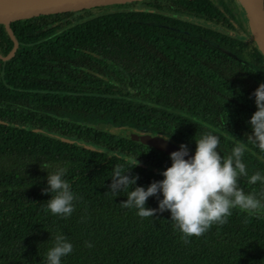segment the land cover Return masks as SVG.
Instances as JSON below:
<instances>
[{
	"label": "trees",
	"instance_id": "obj_1",
	"mask_svg": "<svg viewBox=\"0 0 264 264\" xmlns=\"http://www.w3.org/2000/svg\"><path fill=\"white\" fill-rule=\"evenodd\" d=\"M162 1L168 5L147 0L10 24L19 48L0 60V121L15 125L0 123V264H43L56 232L73 244L62 264H264V213L233 208L224 223L185 240L167 211L140 217L122 206L128 188L105 194L117 168L133 167L128 174L138 177L137 185L163 178L135 166V157L161 171L171 161L91 127L99 123L161 133L192 151L194 139L213 133L224 156L241 139L249 174H264V152L246 134L256 110L250 94L264 82V57L241 38L248 31L240 6ZM0 38L7 42L0 50L5 57L12 41L3 25ZM40 164L47 171L65 167L64 179L78 197L71 215H54L43 204L50 194L42 192L47 173ZM238 186L264 200V183L241 176ZM146 207L156 208L157 198L149 197Z\"/></svg>",
	"mask_w": 264,
	"mask_h": 264
},
{
	"label": "clouds",
	"instance_id": "obj_2",
	"mask_svg": "<svg viewBox=\"0 0 264 264\" xmlns=\"http://www.w3.org/2000/svg\"><path fill=\"white\" fill-rule=\"evenodd\" d=\"M250 95L254 97L256 110L247 121L251 129L246 133L247 140L264 152V82H260ZM194 142L191 155L184 143L178 150L170 152V166L159 173L163 178L153 180L147 186L137 185L138 177L128 174L133 167L123 173L117 168L105 194L115 197L128 188L126 199L120 202L122 206L135 209L140 217L152 218L157 212L167 211L170 222L185 240L203 234L213 223H224L233 208L238 207L251 215L264 213V200L238 186L241 176L246 177L249 184L264 183V174L260 171L249 174L242 159L247 150L246 142L235 139L227 156L217 150L220 140L216 134H201ZM260 158L264 159V156ZM133 163L138 164L136 157ZM41 168L47 173V187L42 192L50 194L43 204L54 215H71L73 202L78 197L64 179L65 167L56 166L47 171L45 164ZM149 197L157 198L156 208L146 207ZM51 240L43 264H62V257L73 250V244L62 232H56ZM85 246L92 247V244L85 241Z\"/></svg>",
	"mask_w": 264,
	"mask_h": 264
},
{
	"label": "water",
	"instance_id": "obj_3",
	"mask_svg": "<svg viewBox=\"0 0 264 264\" xmlns=\"http://www.w3.org/2000/svg\"><path fill=\"white\" fill-rule=\"evenodd\" d=\"M147 0H0V24L4 25L7 29L9 36L13 39L12 32L9 28L10 23L14 21L30 19L41 15H54L65 12H76L96 7L111 6L118 4H130ZM240 6L243 23L249 33V42L253 43L261 55L264 57V0H236ZM16 44L12 51L1 59L5 60L14 55ZM1 124L15 126L12 123H5L0 121ZM26 130L37 133H42L52 138L59 139L63 142L71 143L97 152L110 153L102 148L92 145H87L82 141L69 139L53 133H49L43 129L19 126ZM92 128L109 133L129 141L144 145L148 148L157 150L161 153L169 155L170 152L178 150L180 143L174 141L168 136L161 133H153L147 130H139L130 126H113L111 124L99 123L91 125ZM168 138V139H167ZM167 139V140H165ZM192 150L189 149V155ZM127 160L131 161L130 158ZM139 166L148 170L160 173L161 170L147 166L138 162Z\"/></svg>",
	"mask_w": 264,
	"mask_h": 264
},
{
	"label": "flooded vegetation",
	"instance_id": "obj_4",
	"mask_svg": "<svg viewBox=\"0 0 264 264\" xmlns=\"http://www.w3.org/2000/svg\"><path fill=\"white\" fill-rule=\"evenodd\" d=\"M162 4L161 5H168V2H163L162 0H159ZM140 2H143V1H140ZM140 2H137V3H130L131 5H138ZM153 4H157V3H153ZM224 4L225 5H239L237 2H236V4H235V2H233V3H227V0H225L224 1ZM118 5H120V4H118ZM121 5H125V4H121ZM150 5V4H149ZM215 5H218V4H216L215 3ZM111 6H113V5H111ZM107 7H110V6H107ZM241 13V12H240ZM242 15V14H241ZM11 24V23H10ZM1 25V24H0ZM235 25V28L237 29V32L236 33H239V27H238V25H236V24H234ZM9 28H10V25H9ZM3 29L6 31V33H7V35L9 36V34H8V32H7V29L5 28V26L3 25ZM12 32V31H11ZM13 36V35H12ZM9 38H10V40L12 41V48L10 49V52L12 51V49H13V47H14V45L16 44V49H15V51H14V55H15V52L17 51V49L19 48V43L16 41V39L14 38V36H13V39L9 36ZM242 39H244V38H242ZM246 42H248V40H246V39H244ZM7 47V42H4V41H2V39L0 38V50L1 49H4V48H6ZM9 52V53H10ZM8 53V54H9ZM7 54V55H8ZM13 55V56H14ZM1 57H4V56H2V55H0ZM12 56V57H13ZM12 57H10V58H7V59H5V60H3V59H1L0 58V60L1 61H3V62H5V61H9Z\"/></svg>",
	"mask_w": 264,
	"mask_h": 264
},
{
	"label": "rangeland",
	"instance_id": "obj_5",
	"mask_svg": "<svg viewBox=\"0 0 264 264\" xmlns=\"http://www.w3.org/2000/svg\"><path fill=\"white\" fill-rule=\"evenodd\" d=\"M105 6L103 7H96V8H92V9H87V11H98L99 9L101 8H104ZM84 11V10H83ZM79 12V11H78ZM241 38H244L246 40H250V36H249V33L245 36L243 35V33H241Z\"/></svg>",
	"mask_w": 264,
	"mask_h": 264
},
{
	"label": "built area",
	"instance_id": "obj_6",
	"mask_svg": "<svg viewBox=\"0 0 264 264\" xmlns=\"http://www.w3.org/2000/svg\"><path fill=\"white\" fill-rule=\"evenodd\" d=\"M263 64H264V62H263Z\"/></svg>",
	"mask_w": 264,
	"mask_h": 264
}]
</instances>
